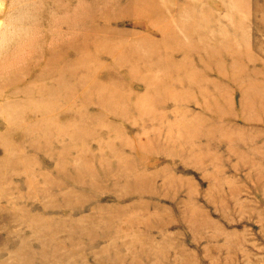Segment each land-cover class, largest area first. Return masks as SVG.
I'll return each mask as SVG.
<instances>
[{
  "label": "rangeland",
  "instance_id": "obj_1",
  "mask_svg": "<svg viewBox=\"0 0 264 264\" xmlns=\"http://www.w3.org/2000/svg\"><path fill=\"white\" fill-rule=\"evenodd\" d=\"M93 1L52 114L0 126V264H264V0Z\"/></svg>",
  "mask_w": 264,
  "mask_h": 264
},
{
  "label": "bare ground",
  "instance_id": "obj_2",
  "mask_svg": "<svg viewBox=\"0 0 264 264\" xmlns=\"http://www.w3.org/2000/svg\"><path fill=\"white\" fill-rule=\"evenodd\" d=\"M85 12L74 11L70 0H0V126H6L3 134L38 130L41 116L52 114L60 97L58 90L68 88L73 74L72 62L64 55L71 53L70 35L73 27L81 32L78 25L84 23ZM73 34L84 41L85 33ZM78 51L83 53L84 46L79 45ZM59 75L63 77L58 79Z\"/></svg>",
  "mask_w": 264,
  "mask_h": 264
}]
</instances>
